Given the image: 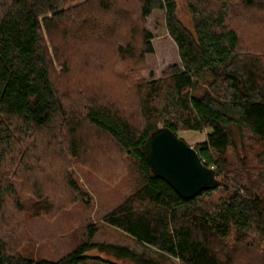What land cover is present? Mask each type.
Wrapping results in <instances>:
<instances>
[{"label":"trees","instance_id":"obj_1","mask_svg":"<svg viewBox=\"0 0 264 264\" xmlns=\"http://www.w3.org/2000/svg\"><path fill=\"white\" fill-rule=\"evenodd\" d=\"M188 10L192 31L175 0H0V264H264V45L245 48L239 23L257 17L247 24L264 29V0H188ZM156 11L165 13L180 65L128 88L124 76L154 53L145 21ZM77 31L92 36L101 57L119 59L117 100L72 99L60 82L53 59L69 71L79 50L93 52ZM162 127L208 132L194 149L214 167L218 189L184 200L152 173L143 146ZM121 153L142 187L106 222L154 255L93 243V225L59 260L23 255L13 224L26 208L14 179L35 192L36 214L48 212L61 193L62 205L89 196L68 157L109 171Z\"/></svg>","mask_w":264,"mask_h":264},{"label":"rangeland","instance_id":"obj_2","mask_svg":"<svg viewBox=\"0 0 264 264\" xmlns=\"http://www.w3.org/2000/svg\"><path fill=\"white\" fill-rule=\"evenodd\" d=\"M177 4V14L182 24L190 31L193 30V22L188 10V0H175ZM50 16V15H49ZM251 16H241L239 23L241 27V35L244 38L245 48L250 49V45L256 48L264 45V29L248 22H256ZM256 23H261L257 21ZM145 29L152 34V44L154 53L145 56L144 68L137 74H127L124 76L125 84L128 88L135 82L141 80L151 82L162 78L163 72L174 65H180L178 50L166 30L165 13L161 11L154 12L145 21ZM75 32L76 37L85 39L87 46L92 51L81 52L72 61L69 71L59 66L56 59H53L55 71L58 76L68 77L71 74V81L60 80L61 83L68 84L67 91L72 99L81 97H97L99 101L107 99L117 100L118 96L124 93L119 85V76L117 72H121V64L119 59H107L94 50V39L88 33L79 34ZM49 50L53 58V48L49 43V35L45 33ZM250 47V48H249ZM80 49V47H79ZM117 67V68H116ZM128 72V70L126 71ZM67 81V82H66ZM58 81V83H60ZM62 86V85H61ZM61 91H64L62 88ZM65 92V91H64ZM208 132H187L179 133L189 146L195 147L206 139ZM64 155L68 156L64 151ZM120 163L114 159L111 167L117 169L103 171L99 166L84 163L82 161L72 160L68 157V167L79 181L81 187L88 193V197L84 201L73 202L69 205H62L64 200L60 198L64 196L60 194L57 205L52 211H40L36 214L37 207L35 201L37 196L35 192L22 181L14 179L16 195L25 204L26 211L18 215L13 227L19 232L20 251L23 255L34 259L59 260L70 253L80 242L85 240L87 227L93 225L97 228L93 243L117 245L120 247H128L137 253L147 252L154 255V251L141 246L136 240L127 235L118 228L110 226L106 222L107 216L116 210L120 205L125 203L134 193L142 187V178L139 174L136 164L133 160L124 154H118ZM118 159V160H119ZM64 160V158H62ZM108 165L105 163V167ZM121 166V169L118 167ZM49 194V193H48ZM215 198L221 196L215 194ZM18 221V224H17ZM91 256L101 255L98 251L90 253ZM106 259L113 260L108 254L102 255ZM120 264H129L128 262ZM166 264H184L177 259H169Z\"/></svg>","mask_w":264,"mask_h":264},{"label":"water","instance_id":"obj_3","mask_svg":"<svg viewBox=\"0 0 264 264\" xmlns=\"http://www.w3.org/2000/svg\"><path fill=\"white\" fill-rule=\"evenodd\" d=\"M143 150L152 173L184 200L221 186L215 171L205 166L199 153L168 128L153 132Z\"/></svg>","mask_w":264,"mask_h":264},{"label":"built area","instance_id":"obj_4","mask_svg":"<svg viewBox=\"0 0 264 264\" xmlns=\"http://www.w3.org/2000/svg\"><path fill=\"white\" fill-rule=\"evenodd\" d=\"M211 169H213V170H214V167H212Z\"/></svg>","mask_w":264,"mask_h":264}]
</instances>
